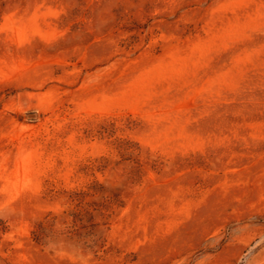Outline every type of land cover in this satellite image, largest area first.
Returning <instances> with one entry per match:
<instances>
[{
    "label": "rangeland",
    "instance_id": "374dc122",
    "mask_svg": "<svg viewBox=\"0 0 264 264\" xmlns=\"http://www.w3.org/2000/svg\"><path fill=\"white\" fill-rule=\"evenodd\" d=\"M0 264H264V0H0Z\"/></svg>",
    "mask_w": 264,
    "mask_h": 264
}]
</instances>
